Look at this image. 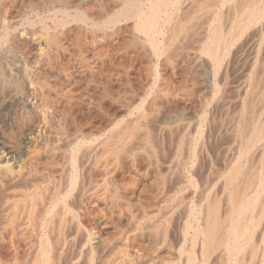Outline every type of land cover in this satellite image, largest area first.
I'll return each instance as SVG.
<instances>
[{
    "label": "bare ground",
    "instance_id": "bare-ground-1",
    "mask_svg": "<svg viewBox=\"0 0 264 264\" xmlns=\"http://www.w3.org/2000/svg\"><path fill=\"white\" fill-rule=\"evenodd\" d=\"M11 1L0 214L31 242L0 264H58L67 251L66 264H264V0H101L91 14L76 0ZM37 3L47 20L32 25ZM69 22L87 38L77 55L53 34ZM22 24L66 60L54 98L40 97L39 54L28 62L10 41ZM75 96L90 118L65 108Z\"/></svg>",
    "mask_w": 264,
    "mask_h": 264
},
{
    "label": "rangeland",
    "instance_id": "rangeland-1",
    "mask_svg": "<svg viewBox=\"0 0 264 264\" xmlns=\"http://www.w3.org/2000/svg\"><path fill=\"white\" fill-rule=\"evenodd\" d=\"M77 2H79L80 3V5H81V7L83 8V9H86L85 10V12L86 13H89V14H91L92 12L94 13V11H95V8H97V7H100V5L102 6L103 4L105 5L106 4V1H101V0H76ZM86 1H88V2H86ZM91 1V2H90ZM9 2H10V4H9ZM82 2V3H81ZM85 2V3H84ZM97 2H99V3H97ZM7 3V4H6ZM84 3V4H83ZM4 4H6V5H4ZM40 4V5H39ZM92 4V5H91ZM8 5V6H7ZM37 8H36V10H34V13H36V14H34L33 12H30V13H28L27 14V17H26V20L28 21L29 19V21L28 22H32V25H37L38 24V21L39 20H42V17H43V20L45 19V20H47V18L45 17L46 15H45V12H43V11H41L42 10V5H41V3H37ZM84 6V7H83ZM93 6V7H92ZM97 6V7H96ZM0 7L3 9H1V13H0V16L4 13V11L6 10V11H10L11 10V8H12V1L11 0H8V2H7V0H0ZM9 7H11V8H9ZM41 7V8H40ZM90 8H91V10H90ZM92 8H93V11H92ZM5 9V10H4ZM90 10V11H89ZM39 13H37V12ZM91 12V13H90ZM30 14V15H29ZM32 14H33V16H32ZM41 14V15H40ZM28 15H29V18H28ZM31 16V17H30ZM40 16H42V17H40ZM35 18V20H33V19ZM39 18H41V19H39ZM33 20V21H32ZM37 23V24H36ZM70 23V22H69ZM77 26V24L76 23H74V22H72V23H70L69 25L67 24L65 27H66V29L64 28V31H63V33L62 34H58V33H53L54 34V38H56L55 40L56 41H58V43H60V44H65V42H66V45H68V47L71 49V50H74L75 49V51H72V53H75V55H77V54H79V53H81V52H83V51H85L84 49H86V47L84 48V46H86L85 44H86V41L85 40H87V38L84 36L85 34H83L84 32L83 31H81L80 32V30H78V28L76 27V29H75V27ZM23 27V28H22ZM20 28L21 29H23V30H20V35H15L16 37H19V38H15V37H13L12 36V38L10 39V41H12L13 43V46L14 45H16V46H14V47H17V49H20V51L22 52V54H23V56H24V58L26 59V60H28V62H29V60L30 59H32L31 57H35V56H38V54H39V56L38 57H40V58H38V61H37V63L35 64L36 66H35V68H34V66L32 67L33 68V71H34V69H36V71H35V73H37L36 75H38V76H40V78L41 79H43L44 81H45V78H46V81H45V83H47V86H46V88H44L43 90H41L40 91V97L41 98H45L44 96H46V97H51V98H54L55 96H54V93H52L53 91V88L54 89H56V87L57 88H59V86H60V84H61V82H62V78H63V76H62V74L60 73V68H61V66L63 65L62 63H64L66 60L65 59H62V58H59L57 55H56V53H54L53 51H51V43H50V40H49V38L47 37V36H45V38L43 37V35L42 36H39V37H36L35 38V40H36V42H34L35 40H32L33 42H30L31 41V37H32V35L31 34H29V32H28V29L26 28V25L25 24H22L21 26H20ZM68 28V29H67ZM71 28V29H70ZM27 31H26V30ZM25 30V31H24ZM67 30H68V32H67ZM71 30V31H70ZM74 30V31H73ZM78 30V31H77ZM26 32V33H25ZM25 34V35H24ZM29 34V35H28ZM56 34V35H55ZM67 34V36H65ZM23 35V36H22ZM31 35V36H30ZM50 35H52V34H50ZM74 35V38L72 37ZM78 35H80V36H78ZM83 35V36H82ZM58 36V37H57ZM59 36H60V39H59ZM64 36V37H63ZM82 36V37H81ZM22 37V38H21ZM73 39H72V38ZM77 37V38H76ZM15 38V39H14ZM26 38V39H25ZM27 38H29V39H27ZM43 38V39H42ZM46 38H48V40L46 39ZM68 38V39H67ZM82 38V39H81ZM22 39H25V40H22ZM46 39V40H45ZM77 39V40H76ZM78 39H80V40H78ZM85 39V40H84ZM15 40H16V42H15ZM30 40V41H29ZM45 40V41H44ZM61 40V41H60ZM71 40V41H70ZM83 40V41H82ZM25 41H27V42H25ZM68 41V42H67ZM77 41H79L78 43H80V44H78L77 43ZM81 41V42H80ZM85 41V42H84ZM30 42V43H29ZM69 42H70V44H69ZM71 42H73V43H71ZM26 43V44H25ZM34 43V44H33ZM43 43V44H42ZM45 43V44H44ZM84 43V44H83ZM29 44V45H28ZM32 44V45H31ZM47 44H49V45H47ZM71 44H73V46L71 45ZM77 44V45H76ZM41 45V46H40ZM78 45H79V47H78ZM37 46H39L40 48H41V50L40 49H37V48H39V47H37ZM43 46V47H42ZM48 48H47V47ZM71 46V47H70ZM50 47V48H49ZM101 47V48H100ZM100 47H98L97 49L98 50H100V52L101 51H104L105 50V48H106V45H105V47H104V45H102V46H100ZM103 47V48H102ZM25 48V50H23ZM84 48V49H83ZM33 49V50H32ZM102 49V50H101ZM44 50V51H43ZM27 51V52H26ZM35 51H37V53L35 52ZM42 51V52H41ZM46 52V54H44ZM50 52H51V54H50ZM53 52V53H52ZM50 54V55H49ZM33 55V56H32ZM49 55V56H48ZM31 56V57H30ZM45 58H44V57ZM51 56V57H50ZM55 56V57H54ZM28 58V59H27ZM36 58V57H35ZM42 58V59H41ZM57 58V59H56ZM59 58V59H58ZM44 59V60H43ZM60 60V61H59ZM44 61L45 62H48V63H50L51 65H53V68H54V70H53V72H48L47 70H45L44 68H42L43 67V65L45 64L44 63ZM54 61H56V63L54 62ZM61 61H63V62H61ZM58 62V63H57ZM61 63V64H60ZM40 64H42V65H40ZM55 64V65H54ZM58 64H59V66L60 67H58ZM234 64L233 63H230V65L228 66V71H227V74H228V76L229 77H233L234 76V73H235V67L233 66ZM38 66V67H37ZM40 66V67H39ZM57 66V67H56ZM232 69V72H231V69ZM37 69H38V71L40 70V72H38L37 71ZM57 69H58V71H57ZM42 70V71H41ZM56 70V71H55ZM46 71V72H45ZM230 71V73H228ZM44 72V73H43ZM57 72V73H56ZM46 73V74H45ZM40 74H42V75H40ZM53 74V75H52ZM54 74H56V75H54ZM58 74V75H57ZM47 75V76H46ZM46 76V77H45ZM61 76V77H60ZM48 78V79H47ZM54 78V79H53ZM51 79V80H50ZM74 79H75V81H76V85L78 86V89L80 88L81 89V87H82V79L80 78V77H78V76H76L75 75V77H74ZM77 80H79L78 82H77ZM50 82V84L48 85V83ZM55 83H57V84H55ZM59 84V85H58ZM48 90H49V92H48ZM47 91V92H46ZM50 94V95H49ZM49 95V96H48ZM76 97V98H75ZM74 98L73 97H70V98H72V100L71 99H68L69 97H67V101L66 102H68L69 104V106L67 105L66 106V104H64V106H65V108L67 107L68 108V110L71 112V114L77 119V120H84V119H88V118H90L95 112H93V111H89L88 110V108H86V106H83L84 104L82 103V100H77V99H79V98H81L80 96H75ZM75 100V101H74ZM78 102V103H73V102ZM81 101V102H80ZM73 103V104H72ZM71 104V105H70ZM80 105V106H76V105ZM75 105V106H74ZM103 107L102 108H106V106L105 105H102ZM80 107V108H79ZM77 109V110H76ZM82 109V110H81ZM79 110V112L76 114V112L75 111H78ZM75 112V114H73ZM84 112V114H80V113H83ZM88 112V113H87ZM93 112V113H92ZM92 113V114H91ZM89 114V115H88ZM80 115H82V116H80ZM85 116V117H84ZM79 118V119H78ZM212 128H214V125H213V127ZM212 139V138H211ZM211 143V146H210V158H213V157H215V153H216V148H217V145L216 144H214V143H212L213 142V139L210 141ZM214 144V145H213ZM38 145H40V144H37L35 147H32V148H36L38 151H40L41 150V147L39 148V146ZM41 146V145H40ZM212 147V148H211ZM40 150H39V149ZM35 149V150H36ZM46 150V151H45ZM212 150V151H211ZM37 151V152H38ZM213 152V153H212ZM46 153V154H45ZM49 155V151L47 150V149H44V156H42V157H38V159L37 160H39V161H41V162H39V166L41 167V166H46L47 164H48V162H49V160H50V157L48 156ZM48 156V157H47ZM42 159V160H41ZM45 159V160H44ZM205 160H208V161H203L204 163H202V165H206L205 167H203L202 166V168H203V170L204 169H206L207 168V166H208V164L209 163H206V162H210V159L208 158V159H205ZM44 161V162H43ZM2 162V163H1ZM4 161L3 160H1L0 161V164L2 165V166H5L4 165V163H3ZM27 163V165H28V162H29V160L28 159H24V161H23V164L24 163ZM26 163L24 164V165H26ZM44 163H46V164H44ZM206 163V164H205ZM8 165V164H7ZM26 165V166H27ZM5 181L8 183V181H9V179H4L3 180V183L0 185V196L1 197H3V189H4V186H7V183H5ZM5 183V184H4ZM4 184V185H3ZM2 193V194H1ZM1 197H0V201H1ZM2 216H1V214H0V225H2V218H1ZM3 226V225H2ZM0 227V259L2 260V262H5L6 260H10V259H12V258H17V259H19V260H21V259H23V257H25V255H26V253H27V251H28V246H29V244H30V242H31V239L29 238V237H27L25 234H22V235H20V233H18V232H16L17 233V235H16V233L14 234V232H11L10 230H11V228L9 227ZM26 236V237H25ZM30 239V240H29ZM27 241H29V242H27ZM27 243V244H26ZM66 253H67V255H66ZM68 254H70V252L69 251H67V252H65V253H63V255H62V257H61V259L63 258V259H65V261L63 262V260L61 261V259H60V261H59V263L58 264H66L67 263V261H68V258H69V255ZM20 256V257H19ZM67 259H66V258ZM10 258V259H9ZM63 262V263H62Z\"/></svg>",
    "mask_w": 264,
    "mask_h": 264
}]
</instances>
